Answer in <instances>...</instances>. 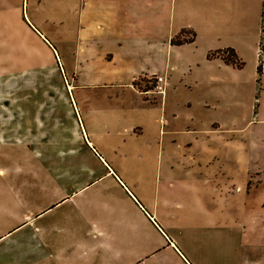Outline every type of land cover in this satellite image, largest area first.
Listing matches in <instances>:
<instances>
[{
	"label": "rangeland",
	"instance_id": "374dc122",
	"mask_svg": "<svg viewBox=\"0 0 264 264\" xmlns=\"http://www.w3.org/2000/svg\"><path fill=\"white\" fill-rule=\"evenodd\" d=\"M82 3L0 0V138L27 143L0 148V264L73 263L84 249L70 241L67 215L88 228L91 211L77 209L89 201L100 218L119 220L130 198L143 210L153 204L199 221L233 264H264V225L248 226L258 215L248 207L264 195V121L254 116L250 80L264 0L236 3L234 31L212 44L233 48L244 63L238 70L206 61L198 44L135 52L138 71L158 73L161 92L165 80L172 86L163 99L153 93L148 106L134 102V134L115 96L122 88L100 83L99 59L90 65V54L102 51H90L78 31ZM214 5L232 12L230 3ZM105 91L108 111L92 98Z\"/></svg>",
	"mask_w": 264,
	"mask_h": 264
},
{
	"label": "crops",
	"instance_id": "0c3cea01",
	"mask_svg": "<svg viewBox=\"0 0 264 264\" xmlns=\"http://www.w3.org/2000/svg\"><path fill=\"white\" fill-rule=\"evenodd\" d=\"M235 0H82L80 15L83 20V28L78 30L85 46L90 51H102L96 58L90 54V65L99 59L100 65L104 66L102 75L106 84L113 80L122 88L116 93L121 95V113L127 116L125 123L133 124L134 134V102L139 107L149 104L152 94L144 92L149 90L146 83L148 78L159 76L158 73H143L138 71L142 65H134V54L137 50H161L167 48L182 49L186 45L194 44L202 47L205 52V60L219 61L225 69H237L225 64L220 58H207L208 52L215 51L212 46L214 39L223 33H232L235 27L234 6ZM220 2L226 7L231 4V13H221L218 5ZM227 8V7H226ZM188 32L181 34V32ZM180 35L181 38H191L192 41L180 45L171 43V39ZM164 39L161 42V39ZM263 50L260 55L262 60V74L260 85H257L256 68L251 82L254 87L255 105L254 116L257 120L264 121V37L262 38ZM99 48V49H97ZM231 48V47H229ZM221 48L217 49L220 50ZM233 49V48H232ZM234 50V49H233ZM235 51V50H234ZM257 54H260V43ZM259 57V56H258ZM104 62V63H103ZM120 67H117L119 66ZM188 63V66H191ZM114 66V68L112 67ZM147 74V76H142ZM211 75V74H210ZM210 75H207L210 76ZM215 79L219 77L214 75ZM165 80V78H164ZM138 82L139 85H134ZM98 86L103 89L106 86ZM171 81H164V91L157 93L161 99L171 89ZM107 88V87H106ZM100 99L99 106L106 104L112 94H93L92 98ZM146 95H148L146 97ZM129 100V103H127ZM104 102V103H103ZM145 112V111H142ZM151 118L152 114H148ZM20 123H13L11 127H17ZM16 131V129H14ZM132 134V135H133ZM19 144L27 147L26 140L20 138H0V148L7 145ZM24 148V149H25ZM2 150V149H0ZM4 151V150H3ZM15 155V154H14ZM26 151L24 150V156ZM259 155V154H258ZM4 157V156H3ZM9 157V156H8ZM0 169V173H1ZM37 178L39 182L37 183ZM40 183V184H39ZM264 184V183H263ZM263 184H259L264 188ZM41 185V176H36L35 188ZM256 189L259 186L255 187ZM134 197V195H132ZM135 198V197H134ZM69 199V198H67ZM131 205L124 211L122 219L96 214V208L87 201L84 206L77 210L83 213L91 211L87 217L90 220L88 228H80L73 221L75 216L70 214L66 217L68 237L71 242L81 240L83 252L76 253L71 264H233L234 256L229 250L217 249V238H213L212 232L201 231V224H197L192 218H172L166 210H159L155 205L150 209L143 210L130 198ZM133 211V217L128 218L127 213ZM258 213L251 216L248 226L264 225L262 213L264 212V195L255 206L248 207V212ZM134 213L137 216H134ZM26 221H24L25 223ZM209 224H213L210 221ZM77 231L74 236L75 230ZM72 237V238H70Z\"/></svg>",
	"mask_w": 264,
	"mask_h": 264
},
{
	"label": "trees",
	"instance_id": "16d2710c",
	"mask_svg": "<svg viewBox=\"0 0 264 264\" xmlns=\"http://www.w3.org/2000/svg\"><path fill=\"white\" fill-rule=\"evenodd\" d=\"M262 32H264V24L262 26ZM186 33H188V32L182 31L180 33V35L186 34ZM180 35H177L174 38H172L171 43L175 44V45H180V44H183L185 42L192 41L191 38H186V37L181 38ZM263 37H264V35H262V38ZM262 50H263V45H262V43H260V51H262ZM214 57L220 58L225 64L231 65V66L236 67V68H242L244 65V63L238 58L236 52L232 48H226V49H220V50L208 52V54H207L208 59H211ZM261 62H262V60H261V57L259 54L258 65L256 68V72H257L256 82H257L258 86L260 85V82H261V74H262V63ZM133 83H134V85H139L138 82L136 84H135V82H133Z\"/></svg>",
	"mask_w": 264,
	"mask_h": 264
},
{
	"label": "built area",
	"instance_id": "2783aa9c",
	"mask_svg": "<svg viewBox=\"0 0 264 264\" xmlns=\"http://www.w3.org/2000/svg\"><path fill=\"white\" fill-rule=\"evenodd\" d=\"M149 80H151V84L149 82ZM163 81V78L161 76H154L153 78L150 77L148 78V81L146 83H148V85L150 84L149 90L145 89V93H160L161 91V82Z\"/></svg>",
	"mask_w": 264,
	"mask_h": 264
}]
</instances>
